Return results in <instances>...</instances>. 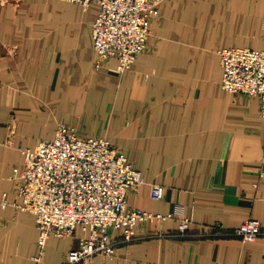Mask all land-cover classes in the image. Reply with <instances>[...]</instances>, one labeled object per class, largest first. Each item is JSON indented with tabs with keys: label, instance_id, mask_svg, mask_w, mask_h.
Instances as JSON below:
<instances>
[{
	"label": "crops",
	"instance_id": "1",
	"mask_svg": "<svg viewBox=\"0 0 264 264\" xmlns=\"http://www.w3.org/2000/svg\"><path fill=\"white\" fill-rule=\"evenodd\" d=\"M162 1L148 50L119 74L115 59L95 66L98 4L0 0V264H36L39 230L18 207L14 170L24 150L52 140L61 125L107 139L140 171L144 183L129 191L128 208H182L137 224L141 238L112 259L81 264H264V236L244 242L209 230L256 220L264 232L259 99L221 87L219 57L225 48L264 50V0ZM152 184L163 188L161 199ZM183 217L190 232L179 237ZM76 243L51 235L38 264H63Z\"/></svg>",
	"mask_w": 264,
	"mask_h": 264
},
{
	"label": "built area",
	"instance_id": "2",
	"mask_svg": "<svg viewBox=\"0 0 264 264\" xmlns=\"http://www.w3.org/2000/svg\"><path fill=\"white\" fill-rule=\"evenodd\" d=\"M79 4L87 10L92 3L100 12L92 27L95 66L115 59L119 74L129 70L137 55L148 49L151 20L159 16L161 0H61ZM150 36V37H149ZM222 68L221 87L232 94H246L259 99L264 119V50L225 48L219 51ZM24 163L15 168L18 207L35 216L39 230V253L33 259L40 263L51 235L73 237V246L63 264L91 262L95 256L112 259L117 242L137 239V224L157 219L165 221L182 213L177 207L167 215L128 208L127 195L140 187L144 179L133 168L125 154L105 138L79 137L73 128L61 125L52 140L42 141L37 148L24 150ZM264 175V172H263ZM151 196L163 197V188L152 184ZM7 202L4 200L3 205ZM186 217L180 220L176 236L190 232ZM118 233L109 235L108 230ZM211 234L222 232L244 242L264 236L260 222L247 220L226 231L218 224Z\"/></svg>",
	"mask_w": 264,
	"mask_h": 264
},
{
	"label": "rangeland",
	"instance_id": "3",
	"mask_svg": "<svg viewBox=\"0 0 264 264\" xmlns=\"http://www.w3.org/2000/svg\"><path fill=\"white\" fill-rule=\"evenodd\" d=\"M162 2H163V1L161 0V3H162ZM161 3H160V4H161ZM159 10H160V6H159ZM97 16H98V15H97ZM158 17H159V16H158ZM158 17H157V18H158ZM155 19H156V18H155ZM152 20H154V19H152ZM152 20H151V23H152ZM151 23H150V25H151ZM150 36H152L151 28H150ZM150 36H149V37H150ZM150 38H151V37H150ZM149 40H150V39H149ZM148 44H149V41H148ZM147 50H148V49H147ZM147 50H146V51H147ZM143 53H144V52H143ZM141 54H142V53H141ZM138 56H139V55H137V57H138ZM106 63H107V62H106ZM106 63H103V64H106ZM102 66H103V65H102ZM132 66H133V65H132ZM154 214H155V213H154ZM162 215H163V214H162ZM154 220H157V219H154ZM113 230H114V229H113ZM76 233H77V232H76ZM76 233H75V235H74L73 237H70V238H74V237H75V239L77 240L78 237H76ZM108 234L111 235V236L116 235V234H113V235H112V234H110L109 232H108ZM140 238H141V237L138 236L136 240H133L132 242H128V243H119V242H117V247L119 248V247H121V246H128V245H130V244H132V243H134V242H137ZM77 241H78V240H77ZM76 245H77V243H76ZM76 245H75V246H76ZM70 250H71V249H70Z\"/></svg>",
	"mask_w": 264,
	"mask_h": 264
}]
</instances>
